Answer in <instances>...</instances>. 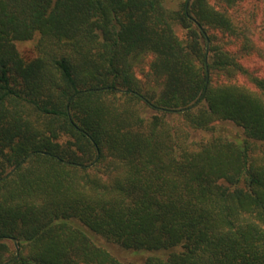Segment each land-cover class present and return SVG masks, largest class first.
Segmentation results:
<instances>
[{
    "label": "trees",
    "instance_id": "trees-1",
    "mask_svg": "<svg viewBox=\"0 0 264 264\" xmlns=\"http://www.w3.org/2000/svg\"><path fill=\"white\" fill-rule=\"evenodd\" d=\"M237 28L210 0H0V264H122L89 233L145 264H264V76Z\"/></svg>",
    "mask_w": 264,
    "mask_h": 264
},
{
    "label": "rangeland",
    "instance_id": "rangeland-1",
    "mask_svg": "<svg viewBox=\"0 0 264 264\" xmlns=\"http://www.w3.org/2000/svg\"><path fill=\"white\" fill-rule=\"evenodd\" d=\"M181 2L182 0H164V4L168 9L177 8ZM210 3L215 8L225 11L237 25V29L244 33L242 35H247L250 39L251 48L249 53L244 55L245 51L240 52L242 54L241 64L250 74L264 76V0H243L233 6H226L218 0H210ZM176 31L179 36H182L183 30L179 26L176 27ZM242 42L243 40L240 37V39L229 42V45L233 50L238 51L241 49ZM36 43L37 36L29 40L17 41L15 44L22 57L29 60L37 55ZM150 61L151 56L135 65V75L138 79H152L148 73ZM237 81L251 88L246 76L240 75ZM217 127H225L229 134H241L242 132L240 127L229 122H217ZM204 135L206 134H200V136ZM256 152L259 153L260 151L257 150ZM89 235L122 264H145L146 258L152 254V251L125 249L93 233H89Z\"/></svg>",
    "mask_w": 264,
    "mask_h": 264
},
{
    "label": "water",
    "instance_id": "water-1",
    "mask_svg": "<svg viewBox=\"0 0 264 264\" xmlns=\"http://www.w3.org/2000/svg\"><path fill=\"white\" fill-rule=\"evenodd\" d=\"M200 27V26H199ZM200 29H202L201 27H200ZM207 44H208V41H207ZM90 90V89H89ZM117 90H120V89H117ZM186 108H182V109H180V110H185ZM175 111H177V110H175ZM24 161H21L20 163H19V165H21L22 163H23ZM65 162H67V161H65ZM17 167H14L13 169H11V171L10 172H12L13 170H15ZM12 239V241H13V244H14V247H15V250H16V255L18 254V251H19V245H18V241H17V239L16 238H11Z\"/></svg>",
    "mask_w": 264,
    "mask_h": 264
}]
</instances>
